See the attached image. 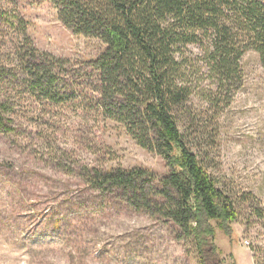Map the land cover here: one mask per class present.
<instances>
[{
  "label": "rangeland",
  "instance_id": "obj_1",
  "mask_svg": "<svg viewBox=\"0 0 264 264\" xmlns=\"http://www.w3.org/2000/svg\"><path fill=\"white\" fill-rule=\"evenodd\" d=\"M23 37L74 68L105 49L62 27L51 3L0 0V70H8L0 96L11 107L0 130V264H199L190 240L82 184L79 166L141 167L158 177L167 169L88 102L36 103L12 49ZM240 65L242 86L227 108L212 111L197 96L190 106L206 127L198 136L207 141L211 174L238 207L231 238L216 231L218 260L264 264V70L252 51Z\"/></svg>",
  "mask_w": 264,
  "mask_h": 264
},
{
  "label": "trees",
  "instance_id": "obj_2",
  "mask_svg": "<svg viewBox=\"0 0 264 264\" xmlns=\"http://www.w3.org/2000/svg\"><path fill=\"white\" fill-rule=\"evenodd\" d=\"M43 1L51 3L62 27L72 35L97 40L105 49L85 67L74 68L38 51L23 37L12 49L25 92L36 103L55 107L81 99L88 102L140 149L159 157L167 169L158 177L141 167L79 166L82 184L190 240L199 264H224L218 260L216 231L231 238L238 207L211 174L207 141L198 136L206 127L198 123L190 101L197 96L212 111L227 108L242 86L240 61L248 51L257 55L264 70L263 4L258 0ZM189 47L199 55L191 58ZM6 73L1 68L0 81ZM10 111L8 99L0 96V130L6 128L3 118Z\"/></svg>",
  "mask_w": 264,
  "mask_h": 264
}]
</instances>
